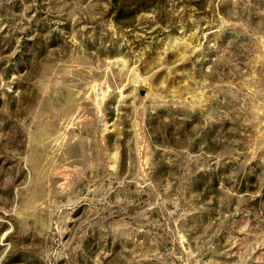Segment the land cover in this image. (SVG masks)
<instances>
[{
    "label": "rangeland",
    "instance_id": "1",
    "mask_svg": "<svg viewBox=\"0 0 264 264\" xmlns=\"http://www.w3.org/2000/svg\"><path fill=\"white\" fill-rule=\"evenodd\" d=\"M0 264H264V0H0Z\"/></svg>",
    "mask_w": 264,
    "mask_h": 264
}]
</instances>
